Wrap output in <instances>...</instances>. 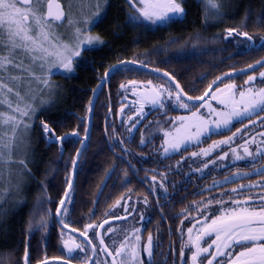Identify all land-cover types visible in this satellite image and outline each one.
Instances as JSON below:
<instances>
[{
  "label": "snow or ice",
  "instance_id": "snow-or-ice-1",
  "mask_svg": "<svg viewBox=\"0 0 264 264\" xmlns=\"http://www.w3.org/2000/svg\"><path fill=\"white\" fill-rule=\"evenodd\" d=\"M124 4L127 10L123 27H131L142 31L167 26L182 20L186 15V9L183 6L184 0H124ZM78 7L81 9L79 13L73 11L72 3H62L61 0H0V104L7 103L8 107L19 115L18 118L15 115H5L0 112V123L12 128L9 144L0 146L10 149L11 145L15 144L21 125L27 133L31 125L26 123L24 118H32L36 112L35 98H33L32 103H25L23 107L17 104L15 108H12L8 95L14 94L19 100H24V97L21 96L18 90H14L10 83L5 82V76L13 83L23 80L24 76L12 75L10 69L15 68L21 72H26L43 89H47L51 97L55 94V90L61 87L52 83L51 77L53 75L64 74L68 76L75 73L78 68L86 65L85 54L98 51L101 46L105 45L106 42L99 34L94 35L92 29L108 21L112 7L111 0H90L86 5L81 2ZM84 7L88 8L86 13L82 11ZM223 7L221 0H204L205 21L208 19L209 12L214 13L216 19L223 18ZM247 15L246 12L245 23L247 22ZM257 23L264 26V10H262ZM65 24L71 29V38L67 40L59 31L60 27ZM121 27L122 25L117 16L115 28L120 29ZM225 32L227 37L241 36L246 38L250 49L256 46V38L249 35L247 31L228 28L225 29ZM113 35L119 38L123 35V32L115 31ZM260 41L259 46L264 48V37H260ZM178 42L176 39H170L165 44V48ZM197 43H193L191 49H188L187 44L181 46L174 58H191L202 55L206 49L198 48ZM160 51V48H153L151 52L145 53V57L153 54L158 55ZM18 55L27 58L29 63L25 66L23 59L17 62ZM150 63L151 61L141 60L139 57L130 61L121 60L105 71L103 80L108 82L112 75L121 71L133 70L131 66L137 64L140 68H147ZM160 63H163V61ZM257 66H264V59L256 61L255 64H249L247 70L254 71ZM151 72L160 75L161 69L154 67ZM232 75V73H225L223 76H217L205 89L203 95L200 96L189 95L176 79L175 73L170 74L168 71H163L160 76L161 79L166 78L164 84L154 85L149 80L146 84H143L142 87L145 91L142 93L136 92V89L141 86L136 80H129L127 84L122 83L120 88L126 92L131 86L133 94L139 96L138 101H136L140 104L137 109L138 116L143 115L145 103H150L154 108L162 110L165 115L168 111H175L177 108L183 109L187 113L165 121L164 124H167V127L157 122V127L164 137V156L167 158L170 152H177L182 148L186 150L188 145L199 146L206 136L210 138L214 133L221 134L224 131H230L234 121L243 122V120H247L249 124H254L255 121L251 117L257 116L260 118L259 114L264 113V87L257 89L251 86L257 79L256 76L249 75L247 80L244 81V84L248 87L241 89L234 82L223 83L225 79L231 81ZM259 76L261 82L264 83V71H261ZM220 83H223V87L218 86ZM172 85H174V88ZM213 88L214 91H212ZM208 97L216 101L220 107H213L208 103ZM41 104H50V99H42ZM203 109H207V114L204 113ZM124 123H127V121ZM41 127L47 140L51 141L54 138L55 141L63 145L66 137L57 135L50 126V122L42 120ZM134 129H136V123H132L127 131L131 134ZM246 129L247 126L245 125ZM88 131L89 129L86 127L85 133L87 134ZM113 132L115 133V129ZM239 132H241V129L237 128L231 136L213 141L208 148H201L199 153H192L193 157H208L214 149L228 145L234 161L247 158L252 162L251 170L242 171L237 169L231 176L225 175L223 181L214 180L211 187L223 188L234 183L235 179L243 180L252 175L264 176V164L259 163L264 161V132L259 134L262 137L259 143L253 137L245 140L243 144L237 147H231L236 133ZM72 135L76 136L77 133L73 132ZM87 138L86 135L85 139ZM131 139L130 135L129 140ZM147 142L142 135L140 144L144 146ZM124 143L125 141L121 139L120 144ZM113 144H115V141H113ZM81 145L84 147L85 142L81 141ZM250 145H256L255 151L250 149ZM240 150H242V154ZM123 152L127 155L129 150L124 148ZM80 155L81 150L78 149L77 155L72 159L73 174L67 178V188L64 190V196L56 207V217L64 229L70 228V222L66 217L70 215L68 204L74 203V201L69 190L73 189L75 185V168ZM228 156L229 152H223L218 160L223 162ZM19 163L31 174L26 159H22ZM211 163L215 164L216 161H211ZM203 167L204 169L208 168V164H204ZM197 171L203 172V169H197ZM159 175L161 176L159 188L167 192L165 187L166 174L160 173ZM152 181L150 194L159 196L156 188V174L152 176ZM211 187L205 189V191H210ZM253 187H256V185L240 184L239 187H233L230 191H222L219 197H210L206 201L195 202L179 213L180 216L184 217L181 220V227L177 229L181 233L182 239L179 253L181 264H185L186 248L191 252L190 257L187 258L190 264H205V261L206 264H264V196L260 197L261 203L256 205L253 197L245 195V190ZM98 202L97 197L96 203ZM143 203L146 207H151L148 196L144 197ZM116 206L124 207L126 212L129 210V205L121 203V200L116 201L113 207ZM157 206H160L159 201H157ZM131 211L135 212L136 208L133 206ZM192 212H195L196 215L191 216ZM94 214L95 209L90 213V218ZM50 215L51 210L49 209L47 213L40 216L36 224L30 220L29 230L37 225L41 229H47ZM143 218L142 214L141 219L143 220ZM185 220L194 221L190 227H187L186 243L183 242ZM107 223V220L99 225L87 223L83 231L79 232L86 244L78 242L72 236L63 239L64 233L62 231L63 247L68 254L67 258H59L62 260V264H72V260L75 259L73 253L76 250L86 252L87 245L92 246V252L95 255L96 246L94 239L89 236L90 231L94 232L95 237L99 239L101 252L112 257L111 264H145L143 260L139 259L141 236L138 233L141 230L134 229L136 243H132L126 237L113 253L106 245L102 234L96 231L97 227L103 228L104 224ZM70 231L77 232L78 229L71 227ZM108 231H111V228ZM142 251L149 258L154 255L151 233H149L147 244L143 246ZM23 260L24 264H30V253L27 246L25 247ZM40 264H47V261H42ZM104 264H107V261ZM148 264H151V259Z\"/></svg>",
  "mask_w": 264,
  "mask_h": 264
},
{
  "label": "trees",
  "instance_id": "trees-1",
  "mask_svg": "<svg viewBox=\"0 0 264 264\" xmlns=\"http://www.w3.org/2000/svg\"><path fill=\"white\" fill-rule=\"evenodd\" d=\"M111 4L108 21L98 26V31L107 39V44L93 54L95 63L99 67L100 64L113 65L122 57L137 50L140 52L144 50L147 53L153 48H160L158 55H170L176 54L185 44L191 49L192 45H189L187 40L196 37L199 31H205L207 34L204 35L207 37L204 44L197 45L198 48L206 49L202 55H221L223 58L226 56L221 61L209 58L210 66L212 63L213 66L220 64L216 67H208V71L217 69L215 76L246 67L264 57V48H261L260 44L257 45L260 37H264V26L257 23L264 10V0H229L225 5L223 18L214 21V13L209 12L208 25L205 24L207 21L204 19V0H185L186 15L182 25L175 27L174 31L168 34H162L160 38L150 35V39L146 36L138 39L136 31H129L123 27L125 17L123 0H111ZM246 12L248 15L245 23ZM117 16L122 25L120 29L115 28ZM228 28L247 31L256 38L257 46L250 49L248 42L244 45L241 42V40L246 41V38L227 37L225 29ZM115 31H122L123 35L117 38L113 35ZM174 36L179 42L165 48L166 40ZM155 56L156 54H153L142 60L147 59L151 61L149 65H155ZM258 70L259 68L231 78L242 84L248 75ZM119 73L112 75L110 79L115 80L116 85L122 81ZM57 78L61 87L55 106L40 110L34 121V157L28 163L31 174L28 173L29 179L22 196L5 204L0 210V264H22L26 246L30 256L35 253L41 254L43 251L47 257L57 255L59 239L56 235L53 212L55 211L56 214V207L59 204L56 202L62 198L67 186L72 159L85 132L91 91L98 83L89 70L79 71L74 76L68 77L57 75ZM94 83L96 85L93 87ZM119 97L120 94L116 95L113 91L106 92L101 89L94 107L90 135L78 163L74 188L70 191L72 199L75 200L72 204V216L81 219L82 224L99 217L98 208L103 205L93 204L91 200L97 197L108 198V168L115 164L111 158L114 159L113 152L121 150L120 140L123 139L121 136L128 132L124 123L127 121L125 114L120 112ZM109 108V115L104 122ZM42 120L50 122L57 135L70 134L63 145L54 138L51 141L47 140L41 127ZM73 132L77 135L73 136ZM49 209L51 215L47 229H41L37 225L29 230V221L32 220L36 224L40 216ZM93 209L95 214L90 218Z\"/></svg>",
  "mask_w": 264,
  "mask_h": 264
},
{
  "label": "flooded vegetation",
  "instance_id": "flooded-vegetation-1",
  "mask_svg": "<svg viewBox=\"0 0 264 264\" xmlns=\"http://www.w3.org/2000/svg\"><path fill=\"white\" fill-rule=\"evenodd\" d=\"M184 8L186 9L185 6ZM126 10V6H124V15ZM183 19L164 27L153 28L149 31L137 30L131 27L126 28L129 31H136V38L138 39H141L143 36L150 39V35L151 37L157 36L160 38L162 34H168L170 31H174L175 27L180 24L182 25ZM208 22L209 21L207 20L205 24L208 25ZM93 30L101 36V38L106 42V45L107 39L98 31V27L93 28ZM196 34V37L187 40L189 45H193V43H197V41V45H203L205 40H207V37L204 36L207 35L205 31H199ZM170 39H176V36L168 38L166 41H169ZM105 45L101 46L99 49ZM145 53L146 52L144 50H141V52L140 50L134 51L122 57L116 61V63L121 60L130 61L136 57H139L142 60L145 58ZM93 54L94 51L85 54V60L87 61L86 65L78 68L75 73L69 74L68 76H74L79 71L89 70L94 74L95 79H97V83L98 79L104 75L105 71L112 64L110 66L108 64H100L99 67V65H96L95 63ZM147 57L149 58V56ZM174 57L175 54L156 55L155 65H148V67H159L161 69V73H163V71H168L170 74L175 73L176 79L189 95L200 96L217 76L222 75L218 74L215 76L217 71L215 68L208 71V67L210 66L208 63L209 58L211 57V59L215 58L218 59V61H221L226 56L223 58L221 55H196L191 58L180 59ZM161 61H163V63H160ZM213 65L214 64L212 63L210 68L219 66L220 64H217L216 66ZM131 67L133 70L121 71L119 73L122 76V81L119 82L118 85L114 84L115 80H110L113 77L111 76L108 83H105L102 86V91H113L116 95L120 94L118 101L120 103V112L125 114V118L127 120L125 125L128 129L132 123H136V129H134L131 134L127 132V134L122 135L121 137L125 143L121 144L120 151L113 152L114 159L111 158V160L112 162L114 161L115 164L110 165L108 168V198H98V203H96L97 198L91 200L93 204L103 205V207L98 208L99 217L89 223L99 225L103 223L104 220L108 221L107 224H104L103 228L97 227L96 231L102 234V238L104 239L106 245L113 253H115V248L119 247L120 243L123 242L126 237H128L132 243H136L134 229H140L141 231L138 233L141 236V240L139 242L141 253L139 259L143 260L145 264H148L150 259L151 264H181L179 253L182 245V239L181 233L177 229L181 227V220L184 219L183 216L179 215L182 210L190 205H193L195 202L201 200L206 201L210 197H219L222 191H230L231 188L239 187L240 184L256 185V187L245 190V195L253 197L256 205L261 203L260 197L264 196V176L261 175H252L243 180L235 179L234 183L228 184L223 188L211 187L214 180L223 181L225 175L231 176L232 173L237 171V169L242 171L251 170L252 162L247 158L240 161H234L228 145H223L221 148L214 149L208 157H193L192 153H199L201 148H208L213 141L231 136L233 132H236L237 128H240L241 132L236 133L231 147H237L238 145L243 144L245 140L253 137L256 138L258 143L262 139L258 133L261 129L255 128L253 132L255 134H245L253 127L257 126L258 123L248 126L245 130L243 126L248 123L247 120H243V122L234 121L231 130L224 131L225 134L224 132L221 134L214 133L210 138L206 136L204 141L199 146L188 145L186 146V150L182 148L180 151L170 152L168 157L165 158L163 148L164 137L160 129L157 127V122L167 127L168 125L164 124L165 121H168L177 115H186L187 113L183 109L177 108L175 111H168L165 115L162 110L154 108L150 103H145L143 115L138 116L137 109L140 107V104L136 103V101H138L139 96L133 94L131 86H129L128 91L125 92L120 88V85L122 83L127 84L129 80H136L141 85L136 89V92L139 93L141 90L145 91L142 86L149 80H151L154 85H160L165 83L166 78L161 79V74L157 75L133 66ZM263 68L264 66L259 68V70ZM257 72L252 74H256ZM185 77H187V79H185ZM201 77H203V79H201ZM226 82H234L239 87L244 85V83H237V80L232 78L231 81L228 79L223 81V83ZM96 83H94L93 87ZM223 83H220L218 86L223 85ZM172 87L174 88V85H172ZM212 91H214V88ZM263 114L264 113H260L259 116ZM256 117L257 116H253L251 119ZM263 121L259 123H262ZM130 135L132 137L131 140H129ZM142 135L148 141L144 146L140 144ZM249 147L252 151H255L256 145H250ZM124 148L129 150L127 155L123 152ZM223 152H229V156L221 162L218 160V157L222 155ZM240 152L242 154V150H240ZM211 161H216V163L213 164ZM226 161L229 162L227 164H223ZM259 163L264 164V161H260ZM204 164H208V168L204 169ZM197 169H203V172L197 171ZM160 173L166 174L165 187L167 192L159 188V182L161 180V176L159 175ZM154 174H156V188L159 192V196L150 194L151 186L153 184L152 176ZM209 187H211V190L205 191V189ZM129 196L131 197L130 200ZM145 196H148L151 207H146L143 203ZM117 200H121V203H127L129 205V210L126 212L124 207H113ZM157 201H159L160 206H157ZM72 204L73 203L68 204L70 215L66 218L70 222V228L75 227L78 231L71 232L70 228L64 229L58 222L54 211L53 219L56 224V235L59 239V246L57 248L58 251L56 252L57 255L47 257V254H45L44 251L41 254L35 253L30 256V264H40L42 261H47V264H62V260L59 258H67L68 255L63 247L62 231L64 233L63 239H67L68 236H72L78 242L86 244L84 238L79 235V232L83 231L87 223L82 224L83 221L81 219L79 220L72 216ZM133 206L136 208L135 212L131 211ZM142 214L144 217L143 220L141 219ZM195 215V212L191 213V216ZM192 222L194 221L185 220V224L183 225L184 243L187 241V227H190ZM109 228H111V231H108ZM149 233H151L153 237L154 244V255L151 258H149L148 255L142 251L144 246L143 244L147 242ZM89 236L94 239L95 242V255H93L92 246L87 245L86 252L76 250V252L73 253L75 259L72 260V264H97V262H99V264H104L105 261H107V264H111L112 257L108 256L107 253L101 252L99 239L95 237V233L90 231ZM185 252V264H190V261L187 258L190 257L191 252L187 248L185 249ZM89 257H91V259H89ZM22 264H24V260Z\"/></svg>",
  "mask_w": 264,
  "mask_h": 264
},
{
  "label": "rangeland",
  "instance_id": "rangeland-1",
  "mask_svg": "<svg viewBox=\"0 0 264 264\" xmlns=\"http://www.w3.org/2000/svg\"><path fill=\"white\" fill-rule=\"evenodd\" d=\"M229 0H221L223 4V11H225V5L227 4ZM62 3H72L73 4V11L79 13L81 9L78 7L81 2H83L85 5L90 2V0H61ZM83 12H87L88 8L84 7L82 9ZM218 19L214 18V21H217ZM213 22V20H212ZM60 33L63 34L64 39H70L71 38V29L68 28L67 24L63 25L59 29ZM92 33L94 35L97 34L95 30L92 29ZM239 39V38H238ZM241 40V39H240ZM242 44L246 41L241 40ZM188 43V42H187ZM189 44V43H188ZM20 59L24 60L25 66L29 63L27 58L22 56H17V62L20 61ZM261 71H264V68L261 70H258L256 74H250L255 75L256 80L251 85L255 88L264 87V83L261 82V78L259 76V73ZM10 72L12 75H23L24 79L19 81L18 83H13L8 80V77L5 76V82H8L11 84V86L14 88V90H18L22 97H24V100H19L14 94L8 95V100L12 104V108H15L17 104H19L21 107L24 106L25 103H32L33 98L34 99V106L36 109L35 115L32 118H24L25 122L31 125L30 129L27 133H25L23 129V125L20 126V131L17 133V139L15 141L14 145H11V148L8 147H2L0 146V210L4 208L5 204L14 201L16 199H19L22 196V191L28 182L29 174L26 169L19 163L22 159L27 160V164L33 160L34 157V146H33V126L34 121L36 119L37 114L40 112V110L51 108L55 106L57 99L59 97V91L60 88L55 90V94L50 97L49 92L47 89H43L41 85L34 79L28 76L26 72H21L19 69H10ZM57 75L65 76L64 74H55L51 77V81L53 84H58V78ZM249 76V75H248ZM248 77H246L245 80H247ZM260 81V82H258ZM228 83V82H226ZM220 87H223L221 85ZM248 87V85H243L240 87L241 89H244ZM49 100L50 104H41V100ZM208 103H210L213 107L219 108L220 106L217 105L216 101H212L209 97ZM204 113L207 114V109H203ZM0 112H3L5 115H15L19 118L18 113H15L10 109L7 105V103L0 104ZM260 124V125H258ZM257 126L253 127L250 131L246 132L245 134H255L253 133L255 128L261 129L259 134L264 132V121L262 123H258ZM12 135V128L11 126L4 125L0 123V145L9 144L10 138ZM259 143V142H258ZM232 156V155H231ZM229 161H226L223 164H227ZM144 243L143 245H146Z\"/></svg>",
  "mask_w": 264,
  "mask_h": 264
},
{
  "label": "water",
  "instance_id": "water-1",
  "mask_svg": "<svg viewBox=\"0 0 264 264\" xmlns=\"http://www.w3.org/2000/svg\"><path fill=\"white\" fill-rule=\"evenodd\" d=\"M240 37H241V36H240ZM241 38H244V37H241ZM260 43H261V41H259V43H258L257 45H259ZM257 45H256V46H257ZM262 59H264V57L260 58L259 60H262ZM257 61H258V60H257ZM117 63H118V62H117ZM117 63H114L113 65H115V64H117ZM252 64H255V62L252 63ZM133 67H136V68H139V69H142V70H145V71H149V72H151V70H152V68H149V67H147V68H140V66H139L138 64H137V65H134ZM260 67H262V66H257V67H255L254 71L257 70V69L260 68ZM108 69H109V68H108ZM108 69H107V70H108ZM241 70H246V71L242 72ZM249 72H252V71L247 70V66H246V67H243V68H240V69H236V70H232V71H229V72H226V73H232V74H233L232 77H235V76H239V75L247 74V73H249ZM151 73H152V72H151ZM224 74H225V73H224ZM224 74H222V75H220V76H223ZM161 75H162V73H161ZM103 78H104V75L100 78V80L98 81L97 85H96V86L94 87V89H92V91H91V98H90V102H89V105H88V111H87V116H86V127L89 129V131L87 132V134L84 132V135H83L82 138H81V141H84V142H85L84 147H82L81 142H80V144H79V146H78V148H77V150H78V149L81 150V155H80V157H79L78 163H79V161H80V159H81V156H82V154H83V151H84V149H85V147H86V144H87V140H88L89 135H90L91 126H92L93 111H94V107H95V104H96L97 98H98L99 93H100V91H101V89H102V86H103L105 83H107V82H104ZM225 80H226V79H225ZM94 90H95V92H94ZM212 90H213V89H212ZM143 91H144V90H141L139 93H142ZM202 95H203V94H202ZM198 103H199V102H198ZM110 105H111V104H110ZM109 112H110V108H109V110H108V113L106 114V117H105L104 122H106V119H107V117H108V115H109ZM252 120L255 121L254 124L259 123V122H261V121L264 120V114L261 115L260 118L256 117V118H254V119H252ZM245 125L248 127V126L253 125V124L246 123ZM245 125L243 126V128H245ZM86 127H85V128H86ZM86 135H87V137H88L87 139H85V136H86ZM69 136H70V134H68V135H64V137H69ZM77 150H76V153H75L74 157L77 155ZM77 167H78V164L76 165V168H75V175H76ZM72 174H73V164H72V166H71L70 176H71ZM66 188H67V186H66ZM70 191H71V189L69 190V193H70ZM63 196H64V194H63ZM63 196H62V197H63ZM58 205H59V204H58ZM56 218H57V217H56ZM57 220H58V218H57Z\"/></svg>",
  "mask_w": 264,
  "mask_h": 264
}]
</instances>
